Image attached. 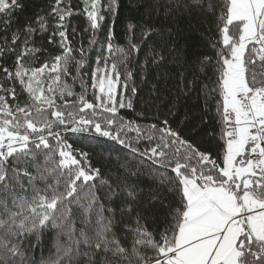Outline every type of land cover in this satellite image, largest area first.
I'll use <instances>...</instances> for the list:
<instances>
[{
    "label": "snow or ice",
    "instance_id": "obj_1",
    "mask_svg": "<svg viewBox=\"0 0 264 264\" xmlns=\"http://www.w3.org/2000/svg\"><path fill=\"white\" fill-rule=\"evenodd\" d=\"M121 7L48 0L13 27L24 4L0 0V264H264V0H127L125 45ZM197 23L192 57L179 37ZM203 89L208 112L176 123ZM213 101L215 153L197 141Z\"/></svg>",
    "mask_w": 264,
    "mask_h": 264
},
{
    "label": "trees",
    "instance_id": "obj_2",
    "mask_svg": "<svg viewBox=\"0 0 264 264\" xmlns=\"http://www.w3.org/2000/svg\"><path fill=\"white\" fill-rule=\"evenodd\" d=\"M24 4V8L22 11L18 10L13 14V27H16L17 25L23 26L26 21H28L30 18H33L35 13H37L42 7H45L48 3V0H22ZM75 3L76 0H73ZM121 15L120 18L115 21L114 25V33H115V43H118L120 45H125L126 43V36H125V22L127 20H132L137 17V13L135 10L127 11L124 7V5L127 4V0H121ZM72 23L75 25H78L80 28H82L85 25V19L84 17H74L72 20ZM204 30V25L201 23H197L195 27L189 28L187 25H183V33L179 37L181 42H183L185 39L189 42V44L192 46L189 50V55L192 57L199 56L201 53L207 52V48L203 43V37L201 33ZM4 35L3 31L0 30V38H2ZM106 35V29L105 32L101 34L100 38L103 39ZM37 44L43 45L44 47H47L50 49V51L53 52V54H56L58 52L57 49H53L52 46L47 44V33L44 34L43 38L37 37ZM85 47L88 46V37L85 36L83 42ZM80 41L79 38H77V41L75 43V46H79ZM78 56L79 54L76 53ZM43 56L41 57V61L43 60ZM92 63L93 66H95V53H92ZM141 60L143 59V54H140L139 57ZM14 62V57L9 58L8 63L12 64ZM38 66V65H37ZM73 74H75V69L73 67L72 69ZM211 73H209L210 75ZM68 82L71 83V77H68ZM90 73L88 77V83L90 85ZM207 82L202 81L201 82V88L202 84ZM76 90L79 91V85L76 86ZM92 89L89 87V95H91ZM207 92V89L197 90L189 94L188 97L182 98L180 101V104L178 106L177 115L175 117V122L179 123L180 120L185 116L187 113L189 115L190 119H196L198 122V118L204 114L205 112H208V109L205 107V98L204 93ZM143 95V93H141ZM139 99L140 97H137V110H139ZM212 109L211 112L208 115L209 123H208V131H212L215 129L214 132V138L209 140V137L205 134H202L203 140H201V137H197V141L201 142L204 147H211L215 153V151L218 150V145L223 144V140L220 139V124L218 119H212V115L215 113V102H211ZM123 115L130 119H135V113L130 112L127 110H124ZM106 143H111L110 141H107ZM79 147V145H77ZM106 157L107 153H101L99 149H97L95 152H93V160H99L101 157ZM150 182L145 181V186H147ZM165 195L167 196V200L165 201L166 204H172L175 205L178 201V197H174L171 193L167 191V189L164 190ZM161 213V218H163V213L165 209L161 207L159 209ZM149 227H151V224H149ZM33 242H35V237L32 238ZM50 250L54 252V245H53V234L51 232L45 233L42 241L41 246L37 247L35 249V256L39 259L41 256L47 258L50 255Z\"/></svg>",
    "mask_w": 264,
    "mask_h": 264
},
{
    "label": "rangeland",
    "instance_id": "obj_3",
    "mask_svg": "<svg viewBox=\"0 0 264 264\" xmlns=\"http://www.w3.org/2000/svg\"><path fill=\"white\" fill-rule=\"evenodd\" d=\"M90 84H91V81H90Z\"/></svg>",
    "mask_w": 264,
    "mask_h": 264
}]
</instances>
